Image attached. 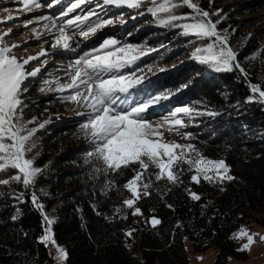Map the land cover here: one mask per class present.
Masks as SVG:
<instances>
[{
	"label": "trees",
	"instance_id": "1",
	"mask_svg": "<svg viewBox=\"0 0 264 264\" xmlns=\"http://www.w3.org/2000/svg\"><path fill=\"white\" fill-rule=\"evenodd\" d=\"M199 3L211 11L222 5L217 0L211 4L209 0H199ZM241 9L238 13L244 15L243 20L233 18L232 10L222 9L225 18L218 30L222 34L225 29L229 30L230 43L253 82H264V66L255 58L262 44L253 35L248 36V29L254 27L255 21L264 18V0H250ZM126 10L137 14V10L127 8L116 11L126 15ZM184 12H188L187 8L177 11ZM141 29L142 36L125 43L159 49L136 65L145 68L151 81L148 90L153 94L161 90L176 92L188 84L168 101L153 107L168 109L182 101L181 106L215 111V116L196 117L185 129L194 138L184 140L180 136V143L194 144L208 158L225 159L235 179L218 185L207 182L196 185L190 180L191 174L185 172L181 183L170 184L166 180L155 181L156 169L150 166L144 177L145 181L153 182L150 195L137 202L144 216L131 215V210L124 208L120 216L125 218H113L114 209L130 198L124 185L139 170V165L119 172L94 173L102 165L99 162L84 165L83 157L89 148L79 127L82 121L76 118L64 121L63 127L56 128L49 136L50 154L35 160V166L42 168L49 164L50 168L37 176L33 190L38 192L48 215L56 220L55 239L68 253L65 264H190L187 239L193 242L196 252L215 248L213 264H225L230 259L247 260V252L238 251L234 234L254 223L264 225V105L246 103L249 88L238 74L217 73L188 58L192 51L189 37L172 42L165 35L160 38V31H153L152 25ZM182 49L187 51L185 59L176 67L159 71L164 69V64L176 61ZM148 65L153 66L155 75L147 72ZM37 85L40 83L32 82L31 93L40 92ZM38 99H27L30 113H41L48 106L57 107L54 98L46 99L45 103ZM14 171L0 173V179ZM109 182L111 186L105 194L104 186ZM187 190L200 194L201 200H191ZM21 191H25L22 185L15 182L0 186V264H44L53 256L49 255L52 252L48 248L37 243L41 235V214L31 203L19 204L11 198V193ZM93 206L103 215H98ZM18 209L20 215L13 222L11 218ZM150 215L161 220L155 228L144 222ZM132 229H136L134 235L127 238L124 232Z\"/></svg>",
	"mask_w": 264,
	"mask_h": 264
},
{
	"label": "snow or ice",
	"instance_id": "2",
	"mask_svg": "<svg viewBox=\"0 0 264 264\" xmlns=\"http://www.w3.org/2000/svg\"><path fill=\"white\" fill-rule=\"evenodd\" d=\"M19 2L23 5V12H32L33 9L42 7L39 0ZM58 2L59 0H52L47 7H52ZM211 2L212 0H209L210 4ZM89 3L95 7L60 22L53 17L41 16L38 19H29L25 24L27 27L42 21H51V24L44 23L42 31L35 28L33 31L37 40L45 35L52 36V49L75 57L74 62L60 66L68 69L67 83L61 82V79L53 74H49V78H43L45 66L49 61H41L40 58L52 53L42 48L36 56L18 57L13 51L21 45L5 42V37L13 34V29L0 32V173H7L9 169L15 170L14 174L0 179V186L13 182L22 185L25 191L13 192L10 194L11 198L19 204L31 203L40 212L42 225L37 243L44 245L46 249L55 246L56 253L49 255L62 260L67 259L68 253L55 239L53 226L56 220L48 215L38 192L33 190L42 169L35 166V158H28V154L35 147L32 143L35 134L39 129H43L45 124L27 127L35 122V118L28 121L24 119V110L28 104L22 97L29 92L28 84L31 81L42 82L40 92L56 93L61 100L85 109L76 112L74 118L82 121L79 127L88 140L89 150L83 157L84 165L92 166L97 162L102 165L96 167L94 173L119 172L122 168L139 165V170L135 171L124 185L131 194L130 198L114 209L113 218L120 216L124 208L131 210V215L144 216L137 202L150 195L149 189L153 182L151 179H144L150 166L156 169L155 181L166 180L170 184L181 183L180 178L185 172L191 174L190 180L196 185L201 182L218 185L235 179L230 174V166L225 159L208 158L192 143L165 140L164 132L161 131H174L182 139L191 140L194 134L185 129L196 117L215 116V111H201L184 105L169 110L161 123L153 124L147 118L150 108L159 106L176 92L188 87V84H184L176 89V92L161 90L156 94L148 90L151 81L145 68H138L136 65L143 57L159 49L146 44L122 43L117 38H105L96 48L82 53L77 51V37L88 40L98 30L114 23L113 18H105L109 8L137 10L138 16L151 15L155 18V25L177 30V39L181 36L189 37L188 44L192 46L190 58L193 61L217 73L238 74L249 88L246 103L264 105V82H253L239 58L238 51L230 43L229 30L225 29L223 34L218 30V25L225 18L220 9L205 10L200 6L199 0H74L68 12H74ZM181 8H187L189 11L177 14V10ZM4 10L7 11V8ZM62 16H67V13H62ZM16 19L17 17L9 14L0 20V24ZM119 23L125 22L121 19ZM251 35L248 34L249 38ZM160 47L164 48L166 45ZM33 61L40 62V67L31 68ZM159 71L163 72L165 69ZM147 72L156 74L152 65L147 66ZM110 186L111 182L104 186L105 194ZM187 192L191 200H201L200 194L191 190ZM93 207L98 215H103ZM19 215L18 209L11 218L12 221H16ZM144 222L155 228L161 220L155 215H150ZM135 231L136 229L128 230L124 235L131 238ZM234 235L237 239H247V243L238 251L248 250L255 240V236L249 234L244 227ZM260 239L264 240V237Z\"/></svg>",
	"mask_w": 264,
	"mask_h": 264
},
{
	"label": "rangeland",
	"instance_id": "3",
	"mask_svg": "<svg viewBox=\"0 0 264 264\" xmlns=\"http://www.w3.org/2000/svg\"><path fill=\"white\" fill-rule=\"evenodd\" d=\"M217 1L219 2V4H222L220 10L230 9L232 10L230 14L233 16V18L238 17L239 19L243 20L244 15H240L238 12L243 10L241 8L245 7L250 0ZM39 2L42 4L41 8L33 9L32 12H23L21 10L23 5L19 2V0H0V20L8 16L9 14L17 17V19L12 22L0 24V32H6L9 28L13 29V34L9 35L8 37H5V42L7 44L21 45V47L14 49L13 51V54L18 57L26 58L27 56H36L42 48L46 49L49 53H52V55L40 58L41 61L43 59H47L49 61V63L45 66L43 78H49V74H53L55 77L60 78L61 82L67 83L69 82L66 78V72L68 71V69L66 67L61 68L60 66H66L70 62H74L75 57L69 53H59L58 50L52 49L50 47V44L52 42V36L45 35L40 40H37L33 31V28H35L37 31H42L44 23L51 24V21H42L39 24H31L27 27H25V24L29 19H38L41 16L53 17L54 19H57L58 22H60L63 19L71 18L74 15L83 14L89 9L94 8L95 5L90 3L85 4L82 5L81 8L74 10V12H68V8L71 7L74 0H59V2L54 3L52 7H47V4L52 2V0H39ZM5 8H7V11L4 10ZM116 10L118 9L114 7L109 8L107 10V16H105V18L111 17L114 19V23L112 25H108L105 28L98 30L95 34L91 35L88 40H84L83 38L77 37V40L79 42V47L77 48V51L82 53L83 51H89L93 48H96L105 38H117L122 43H125V41L128 39H134V37L142 36V34L140 33V30H142L141 27L147 25H152L155 29H153V31H160L158 35L159 37H163L165 35V39L168 38L172 42L177 40V30H169L155 25V18L151 15L138 16L135 13L132 14V11L130 10H126L124 12V14L126 13V15H123V12H118ZM187 10L189 11V9ZM62 13H67V16H62ZM121 19L125 23H119ZM254 24V27L248 29V31L253 35L255 39L259 40V42H261L262 44L255 58H257L260 64L262 63V65L264 66V18L259 17ZM240 25L242 26L243 24ZM160 29H163L164 31L162 30L161 32ZM128 33H131V35H128ZM180 38H182V36ZM73 46L75 47L76 45ZM185 55H187V51H183L182 49V52L179 54L176 61L168 65L164 64V69H170L172 66H176L182 59H185ZM188 58H190V56ZM37 67H40V62H31V68ZM31 68H29V70H31ZM196 78H200V75H197ZM32 82H35L37 84L40 83V85H37L39 86L38 89L43 86L40 80L31 81L28 84L29 89L31 88L30 86L32 85ZM31 92L32 91L29 90V92L22 97V99L26 100L27 103V99L29 98H39L38 100H44V103L47 102L46 99L54 98V102L55 104H57L56 108H53L51 106H48V108L45 107L41 113L38 111L30 113L28 111L29 106L24 110V119L26 121L33 120V118H35V122L32 124H28L27 127H38V125L41 123L45 124V127L43 129H39L35 134V137L32 141V143L35 144V147L33 148L32 152L28 154V158H35V160L37 161L42 155L50 154L49 150L47 149L48 139L49 136H51L56 130V128L63 127L62 122L69 120L71 121L72 119H75L74 117L76 112L85 111V109L77 107L72 102H66L61 100L56 93ZM182 103V101L176 102L171 108L168 109L159 110L155 107H152L149 109L147 118L153 124L161 123L164 117L168 115L169 110L174 109L176 106H181ZM161 131L164 132L165 140L176 141L180 143V135L176 134L174 131L168 132L164 131L163 129ZM49 168V164H46L41 169L42 171L44 170V173H46ZM244 228L248 230L249 234H253L255 236L254 242L249 246V249L246 250L248 254V259H230L225 264H264V240L260 239V237H264V225L254 223L252 226ZM237 241L239 243V248H241L244 244L247 243L246 238H240L237 239ZM185 246L187 249L190 264H213L214 258L216 256L215 248L211 247L205 251L196 252L193 246V242L189 239L186 240ZM62 248L65 250L64 247ZM48 249L50 250V252H52V254L56 253L55 246H50L48 247ZM50 261V264H65L66 262V260H62L59 258H53Z\"/></svg>",
	"mask_w": 264,
	"mask_h": 264
},
{
	"label": "crops",
	"instance_id": "4",
	"mask_svg": "<svg viewBox=\"0 0 264 264\" xmlns=\"http://www.w3.org/2000/svg\"><path fill=\"white\" fill-rule=\"evenodd\" d=\"M50 262H51V261H47V262H45L44 264H50ZM61 264H62V263H61Z\"/></svg>",
	"mask_w": 264,
	"mask_h": 264
}]
</instances>
